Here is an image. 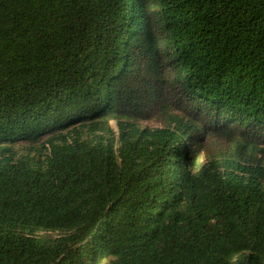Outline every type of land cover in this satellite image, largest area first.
Listing matches in <instances>:
<instances>
[{
    "label": "trees",
    "instance_id": "1",
    "mask_svg": "<svg viewBox=\"0 0 264 264\" xmlns=\"http://www.w3.org/2000/svg\"><path fill=\"white\" fill-rule=\"evenodd\" d=\"M135 2L0 0V264H264V0Z\"/></svg>",
    "mask_w": 264,
    "mask_h": 264
},
{
    "label": "rangeland",
    "instance_id": "2",
    "mask_svg": "<svg viewBox=\"0 0 264 264\" xmlns=\"http://www.w3.org/2000/svg\"><path fill=\"white\" fill-rule=\"evenodd\" d=\"M136 2H139V0H136ZM110 124H111L114 132H117V127H116L115 122H111ZM137 126L141 129L142 128L153 129V128H160L162 126V124L154 122V121H142V122H139L137 124ZM44 140L45 139H43L42 141H44ZM42 141L37 143V144H21L20 143V144H17L15 146H12V147L7 146V147L0 149V155L3 152H9V154H5L4 156H10L14 160H18V159H20L22 157H26V156L31 157L36 161L42 160V159H44V152H43L42 145H41ZM262 163L264 165V159H263ZM40 235H45V234H40ZM50 236H55V234H50ZM104 264H106V263H104Z\"/></svg>",
    "mask_w": 264,
    "mask_h": 264
}]
</instances>
